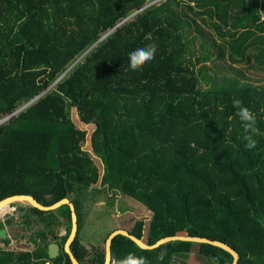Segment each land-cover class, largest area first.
Here are the masks:
<instances>
[{"label": "trees", "instance_id": "obj_1", "mask_svg": "<svg viewBox=\"0 0 264 264\" xmlns=\"http://www.w3.org/2000/svg\"><path fill=\"white\" fill-rule=\"evenodd\" d=\"M150 44L155 59L130 70L129 53ZM247 71L264 73V0H0V116L12 115L0 125V201L69 199L80 264L105 261L107 237L91 250L80 241L100 198L144 208L128 232L147 245L203 237L231 246L238 264H264V82ZM234 99L256 117L253 150ZM12 206L0 229L20 227L34 248H0V264H46L52 242L61 253L50 264H72L68 205ZM130 253L148 264H188L193 253L233 263L209 244L142 249L116 236L113 261Z\"/></svg>", "mask_w": 264, "mask_h": 264}, {"label": "rangeland", "instance_id": "obj_2", "mask_svg": "<svg viewBox=\"0 0 264 264\" xmlns=\"http://www.w3.org/2000/svg\"><path fill=\"white\" fill-rule=\"evenodd\" d=\"M247 78L253 82L262 83L264 82V73L247 71ZM104 201V198H100L97 203L91 205V208L85 209V225L83 224L85 228L81 233V240L84 239L91 244L90 247L92 245H100L104 238L108 237L111 232L117 229L128 230L132 228L138 219H145L148 215L145 209L134 201H114L115 206L113 208H110L109 203ZM12 213L14 212H5L4 219L7 218V215H11ZM65 233V228H60L59 234L64 235ZM13 234L17 236V239H15L16 243L2 245L0 241V246L2 248L11 249L13 251H26L34 248V245L29 243L26 238L21 237V235L29 237V233L22 234L20 227H16V229L9 230V239L13 238ZM74 250H76L75 245ZM187 263L203 264L201 258L195 253L191 254Z\"/></svg>", "mask_w": 264, "mask_h": 264}, {"label": "water", "instance_id": "obj_3", "mask_svg": "<svg viewBox=\"0 0 264 264\" xmlns=\"http://www.w3.org/2000/svg\"><path fill=\"white\" fill-rule=\"evenodd\" d=\"M23 203H26L31 207L37 208V209H39L41 211H45V212L53 211V210H55V209H57L63 205H68L70 207L71 215H72V227H71L70 235H69L66 243L64 244L63 250L66 254H68L72 264H80V262L76 259V257L74 256V254L71 251V245L76 240L77 234H78V219H77V214H76L74 204L69 199L66 198V199H62L61 201H59V202H57L51 206H43L37 200H35V198L32 197V195L31 196H29V195H15V196H11V197H8V198L0 201V209L4 208L6 206H8L10 208L13 204L19 205V204H23ZM118 235H124V236L130 238L142 249H155V248H158L159 246H161L165 243L180 240V241H187V242H193V243H199V244H209V245L221 248L224 251H226L232 255V257H233V263L232 264H238V261L240 258L239 254L231 246H229L228 244H226L224 242L217 241V240H211V239L203 238V237H193V236H189V235H175V236H168V237L162 238V239L158 240L154 245H147L142 240L131 235L128 231L118 229V230H115L114 232H112L106 240L105 261L103 264H112L113 263V259H112V255H111L112 242H113L114 238ZM6 238H7L6 228L0 229V239H6ZM47 252H48L49 261L46 264H50V261L56 259L60 255L61 246L59 244L53 242V243L48 245V251Z\"/></svg>", "mask_w": 264, "mask_h": 264}, {"label": "clouds", "instance_id": "obj_4", "mask_svg": "<svg viewBox=\"0 0 264 264\" xmlns=\"http://www.w3.org/2000/svg\"><path fill=\"white\" fill-rule=\"evenodd\" d=\"M157 46L150 44L147 47H141L129 53V67L132 71H141L144 66L155 59ZM232 106L236 109L235 116L241 122V126L245 132L244 140L245 147L248 150H253L257 147V141L251 134L256 127V117L254 113L240 99H234ZM115 264H148V261L143 256H137L135 253H130L122 259L115 261Z\"/></svg>", "mask_w": 264, "mask_h": 264}, {"label": "crops", "instance_id": "obj_5", "mask_svg": "<svg viewBox=\"0 0 264 264\" xmlns=\"http://www.w3.org/2000/svg\"><path fill=\"white\" fill-rule=\"evenodd\" d=\"M31 103H32V102H31ZM29 196H30V195H29ZM23 204H24V205H23ZM23 204H20V205H22L23 207H29L28 204H26V203H23ZM10 208H11V210H12L13 208L16 210V207H14V206H11ZM11 210H10V211H11ZM15 210H14V211H15ZM14 211H13V212H14ZM8 212H9V211H8ZM12 214H13V213H12ZM0 216H1V215H0ZM2 219H3V221L5 220L4 218H2ZM83 220H84V223H83V224L85 225V219H83ZM5 228H6V230H7V238H9V230H10V229H9V227H5ZM84 228H85V227L82 226L81 233H82V231L84 230ZM117 230H118V229H117ZM126 231H128V230H126ZM113 232H114V231H113ZM111 233H112V232H111ZM111 233H110V234H111ZM61 236H63V235L61 234ZM107 238H108V237H107ZM107 238H106V240H107ZM81 239H82V238H81ZM81 239H80V241H82L81 243H82L83 245H85L87 248H89L91 244H89L88 242H86L84 239H83V240H81ZM0 241H1V240H0ZM1 243H2V245H5L2 241H1ZM10 243H11V244L16 243V240H15L14 238H11V239H10ZM52 243H53V242H52ZM9 245H10V244H9ZM105 245H106V243H105ZM92 246H93V245H92ZM0 248H2V247L0 246ZM2 249H4V248H2ZM7 250H11V249H7ZM47 262H48V261H47ZM50 263H51V261H50ZM112 264H115V262L113 261Z\"/></svg>", "mask_w": 264, "mask_h": 264}, {"label": "built area", "instance_id": "obj_6", "mask_svg": "<svg viewBox=\"0 0 264 264\" xmlns=\"http://www.w3.org/2000/svg\"><path fill=\"white\" fill-rule=\"evenodd\" d=\"M12 116V115H11ZM11 116H5V117H1L0 116V125L1 124H3L5 121H7ZM15 209L13 208L11 211H14ZM11 211H9V212H11ZM4 215L5 214H3V215H1V218H4Z\"/></svg>", "mask_w": 264, "mask_h": 264}, {"label": "bare ground", "instance_id": "obj_7", "mask_svg": "<svg viewBox=\"0 0 264 264\" xmlns=\"http://www.w3.org/2000/svg\"><path fill=\"white\" fill-rule=\"evenodd\" d=\"M3 209V208H2Z\"/></svg>", "mask_w": 264, "mask_h": 264}]
</instances>
